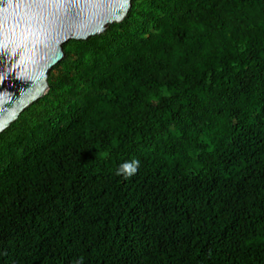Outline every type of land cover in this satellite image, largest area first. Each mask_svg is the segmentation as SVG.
I'll list each match as a JSON object with an SVG mask.
<instances>
[{
  "label": "trees",
  "instance_id": "trees-1",
  "mask_svg": "<svg viewBox=\"0 0 264 264\" xmlns=\"http://www.w3.org/2000/svg\"><path fill=\"white\" fill-rule=\"evenodd\" d=\"M62 48L0 133V264H264V0H132Z\"/></svg>",
  "mask_w": 264,
  "mask_h": 264
},
{
  "label": "water",
  "instance_id": "water-1",
  "mask_svg": "<svg viewBox=\"0 0 264 264\" xmlns=\"http://www.w3.org/2000/svg\"><path fill=\"white\" fill-rule=\"evenodd\" d=\"M132 0H0V133L48 90L62 45L120 23Z\"/></svg>",
  "mask_w": 264,
  "mask_h": 264
},
{
  "label": "clouds",
  "instance_id": "clouds-1",
  "mask_svg": "<svg viewBox=\"0 0 264 264\" xmlns=\"http://www.w3.org/2000/svg\"><path fill=\"white\" fill-rule=\"evenodd\" d=\"M136 163L137 162H134L131 165H129V164L123 165L122 166V171H125L128 175H131L136 170V167H135Z\"/></svg>",
  "mask_w": 264,
  "mask_h": 264
}]
</instances>
